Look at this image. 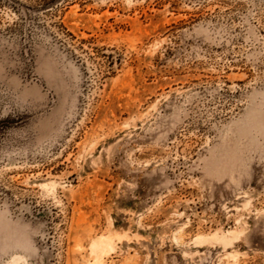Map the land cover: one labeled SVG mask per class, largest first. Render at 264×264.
Segmentation results:
<instances>
[{"label": "rangeland", "instance_id": "rangeland-1", "mask_svg": "<svg viewBox=\"0 0 264 264\" xmlns=\"http://www.w3.org/2000/svg\"><path fill=\"white\" fill-rule=\"evenodd\" d=\"M105 237L264 264V0H0V264Z\"/></svg>", "mask_w": 264, "mask_h": 264}, {"label": "bare ground", "instance_id": "bare-ground-1", "mask_svg": "<svg viewBox=\"0 0 264 264\" xmlns=\"http://www.w3.org/2000/svg\"><path fill=\"white\" fill-rule=\"evenodd\" d=\"M110 249H112V243L110 239L105 237V239L93 240V242L91 243V250L96 253V257L94 256L95 259L91 264H103L101 255Z\"/></svg>", "mask_w": 264, "mask_h": 264}]
</instances>
